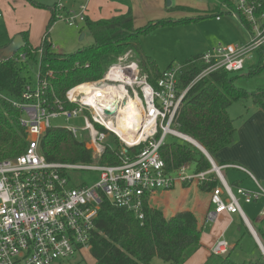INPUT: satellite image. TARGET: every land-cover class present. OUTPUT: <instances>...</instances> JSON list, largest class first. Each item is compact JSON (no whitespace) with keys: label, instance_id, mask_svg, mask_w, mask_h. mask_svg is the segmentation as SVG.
I'll return each mask as SVG.
<instances>
[{"label":"built area","instance_id":"obj_1","mask_svg":"<svg viewBox=\"0 0 264 264\" xmlns=\"http://www.w3.org/2000/svg\"><path fill=\"white\" fill-rule=\"evenodd\" d=\"M79 1L82 2L75 11L58 0L53 10L54 23L85 24L91 0ZM228 1L223 4V10L246 29L248 42L219 44L203 54L201 61L205 67L183 92L177 84L178 68L164 73L154 86L136 62L127 64L125 58L110 66L101 78L68 90L63 101L49 102L47 78L38 77L34 86L25 88L20 99L8 98L0 91V98L21 112L20 124L27 141L26 149L19 156L0 161V264L83 263L85 252L92 246L95 222L103 202L144 220L146 198L158 191L172 190L176 184H206L211 176L221 185L210 195L212 209L205 216L206 225L215 223L224 214H237L250 227L242 202L250 205L263 202L259 218L264 220V187L247 169L225 166L245 172L256 184V190L229 186L221 173L224 167L216 165L208 153L205 156L212 168L201 173L191 171L188 165L170 173L161 156V149L170 136L201 147L175 129L182 102L196 82L221 70L241 73L264 60V0ZM2 18L0 11V21ZM46 43L52 46L50 38ZM20 58L25 61L28 56L25 53ZM133 101L137 103L136 111L132 109L133 117L125 123L135 126L131 132L140 133V140L128 144L114 128L120 123V109L129 107ZM138 113L141 114L139 132ZM59 117L84 120L81 131L87 132L89 141L83 144L93 154L92 164L50 162L44 156L41 140L52 128L51 120ZM67 131L78 139L77 129L67 128ZM110 134L122 144L119 163L101 165L98 161L105 153ZM134 148L141 149L130 152ZM72 171H97L100 180L93 185L74 186L69 176ZM230 250V243L222 237L215 242L211 253L225 256ZM75 256L78 260L70 261Z\"/></svg>","mask_w":264,"mask_h":264},{"label":"trees","instance_id":"obj_2","mask_svg":"<svg viewBox=\"0 0 264 264\" xmlns=\"http://www.w3.org/2000/svg\"><path fill=\"white\" fill-rule=\"evenodd\" d=\"M215 3L213 9L218 13L215 16H219L223 4L229 1L215 0ZM33 4L39 6L35 2ZM174 9L186 10L174 8L173 5L166 10L169 12ZM183 20L164 18L150 21L147 26L137 28L132 9L117 10L109 18L101 20H93L87 16L85 24L94 40L93 45L75 54L59 55L46 43V39L50 38L49 30L54 25L51 18L48 32L35 51L29 43V34L26 32L20 34L25 46L16 57L21 52L26 53L33 64L39 65L38 77L41 79H51L46 72L53 71L47 95L49 102L63 101L66 92L73 86L101 78L111 65L116 64L118 59L129 51L132 52L128 56L129 61L136 62L141 73L155 86L164 73L175 67L171 64L167 70L161 71L157 61L145 55L138 42L139 38L164 25L178 26ZM117 47L128 49L118 50ZM39 50L44 52L41 57L38 56ZM201 57L202 55L196 56L176 67L180 91L183 92L202 72L205 65ZM27 64V61L18 62L14 59L0 61V91L4 96L20 99L26 85L32 84L31 78L23 74ZM263 70L264 60L261 59L256 66L251 67L248 76L257 75ZM234 80L232 73L221 70L196 82L185 96L176 118L175 129L198 142L213 160L217 154L237 142L238 130L229 114V108L233 104L251 101L256 107L264 110V89L249 94L236 88ZM20 118L21 112L10 102L0 98V161L16 158L27 147L26 133L20 124ZM40 147L50 162L73 164L94 162L92 152L87 150L83 143L76 141L64 128L47 130ZM121 147L119 139L110 134L105 153L98 163L117 165ZM140 149L134 148L130 152L137 153ZM161 156L170 173L185 165L195 173L206 172L212 168L206 156L188 143L167 142L166 139ZM220 185L221 182L215 176H211L208 183L198 187L211 195ZM189 186L184 184V187ZM149 199V197L145 199L144 220H140L132 212L112 206L107 201L103 202L96 218V229L91 242L93 264H152L156 258L169 264H185L202 248L201 240L205 228L199 225L192 212L185 211L168 218L162 211L153 208ZM257 233L261 239L264 237V229H258ZM240 244L241 239L225 256L211 254L204 264H238L230 258V254ZM244 264H264V256L261 254L257 259Z\"/></svg>","mask_w":264,"mask_h":264},{"label":"rangeland","instance_id":"obj_3","mask_svg":"<svg viewBox=\"0 0 264 264\" xmlns=\"http://www.w3.org/2000/svg\"><path fill=\"white\" fill-rule=\"evenodd\" d=\"M0 1V10L3 14V18L0 23V50L5 45L9 44L15 36L20 35L22 32H26L30 36L29 43L34 48L33 51H35L37 47L41 45L43 38L48 32V24L51 18H53V10L56 3H58V0ZM171 1V5H173L174 8H184L186 10L174 9L169 12L166 10L167 13L163 15L160 13L161 9L157 3L160 2V0H150L149 2L151 3V7L149 5L146 6L145 0H91V19L100 20L103 16L110 17L115 10L117 11V9H132L135 17L134 23L137 28L147 26L150 21L164 19L162 18L163 16L173 20L182 21V19H184L178 26L164 25L148 35H144L139 38L138 42L145 55L156 60L161 71L167 70L171 64H174V67L176 68L189 59L207 54L219 44H240L245 39V36H248L246 35V29L241 25V23L234 19L231 15L225 13L224 10H222L219 15L222 20L220 22L217 20L215 15L218 13L213 9V6L216 5L215 0ZM33 2L39 6L34 5ZM61 2L69 9L73 7V10L76 11L82 1L61 0ZM163 8V12H165V9H168V7ZM13 32L19 34L11 36ZM81 34H85V38L83 40H80ZM10 36L12 38H10ZM49 36L53 46L52 51L59 55L75 54L82 49L92 46L94 41L86 26L82 23H78L76 26H69L64 21H56L51 30H49ZM117 49L127 50L128 48L117 47ZM43 53V51H38V56H43ZM131 53L132 52L129 51L128 53L123 54V57L121 56L122 58H125V62L127 64L132 63V61H129L128 59V56H130ZM23 54L25 53L21 52L19 56L16 57L15 55L11 59L22 62L20 55ZM26 61L28 62V66L23 70V74L29 79L31 78L32 81V84H27L26 87L28 85L34 86L38 81L39 65L33 64V62L28 58ZM118 62L119 59L117 63ZM250 69L251 67H247L245 72L234 73L232 76L235 78L234 86L236 88L252 94L264 89V70L257 75L248 76ZM48 72H51V74H49L52 79L54 75L53 71H47L46 74H48ZM51 79L47 78L46 82L48 81V85L50 84ZM229 113L231 118L234 119V124L238 130V139L235 145L223 154H217L215 161L220 165L222 162L221 156L225 154L226 156L251 161L255 167L251 171L254 175L249 170L248 171L254 178H257H255V180L264 186V110L256 107L251 101H249L245 104H233ZM51 125L52 128L55 129L75 128L78 130V139H76V141L79 143L89 141L87 132L81 131L85 127V122L82 118L68 120L65 117H59L52 119ZM171 141L185 143L170 136L167 138V142ZM221 173L228 183L232 182L231 177L239 176L237 172L228 177L227 171L222 170ZM258 173H260V176H258ZM69 176L71 177L74 186L93 185L100 180V172L97 171H72L69 172ZM239 177L242 178V176ZM189 185L198 186L195 184ZM202 196L206 198V195ZM241 206L244 208L247 217L253 222L252 216H257L260 210V205H254L253 208L255 211L253 214L247 212V205H245L244 202L241 203ZM212 226L213 223L209 224L205 227L204 232H208ZM226 239L231 245L237 243L236 239L232 238L231 235H228ZM253 250L254 248L249 239H245L241 246H238L235 250L231 251L230 258L238 264L248 263L250 262L251 256H255V252H253ZM75 260H78L77 256L70 261ZM93 263L94 259L91 252L86 251L83 256V263L80 264ZM152 264L169 263H165L156 258Z\"/></svg>","mask_w":264,"mask_h":264},{"label":"crops","instance_id":"obj_4","mask_svg":"<svg viewBox=\"0 0 264 264\" xmlns=\"http://www.w3.org/2000/svg\"><path fill=\"white\" fill-rule=\"evenodd\" d=\"M145 1H146V6L149 5L151 7V3L149 2L150 0H145ZM157 3L161 9L160 13H162L163 15L166 14L167 13L166 9H165V12H163V10H164L163 7L166 8V6H167L166 0H160V2H157ZM0 5H1V1H0ZM117 10H120V9H117ZM112 15H113V13H112ZM91 16H92V11L90 10V4H89L88 17L91 18ZM104 18L106 19L109 17L108 16L101 17V19H104ZM162 18H165V16H163ZM221 20H222V18L219 20V22ZM0 23H1V21H0ZM84 25L86 26V24H84ZM16 34H19V33L13 32L11 34V36L12 35L15 36ZM11 36H10V38H12ZM247 42H248V36L247 37L245 36V39L243 40V42L240 43V45L246 44ZM9 44H7V45H9ZM7 45H5L4 47H6ZM0 59H1V61H2V59H4V61L6 60V58H0ZM230 108H232V106ZM230 108H229V110H230ZM196 143H198V142H196ZM198 145L201 146L199 143H198ZM228 149L229 148L225 149L221 153L223 154ZM221 153H219V154H221ZM221 161L222 162L219 165L214 160L216 165L224 167V170L227 171V177L231 176V174H233L235 172H237L239 176H242V178L239 176L231 177V180H232L231 183H228L224 177L225 182L229 186H231L232 188L240 186V187L247 188L250 190H256L257 189V186L254 183V181L242 170L237 169V168H225V166L236 165V166L243 167V168H245L251 172L252 169L255 168L251 161L246 160V159L237 158V157L226 156V154L221 156ZM258 176H260V173H258ZM202 195H206V198H204ZM262 204H263V202L256 204V206L260 205V210H259L258 214H260ZM150 205L153 208H156V209L162 211L163 214L168 218L175 216L179 213L185 212V211H190L196 216L200 226L205 228L209 225V224L206 225L204 223V221H205V216H206L207 212L210 209H212V206L210 204V193L203 192L198 186L196 187V186L191 185L189 187H184V184H176V186L172 190L158 191L151 197ZM245 205H247L246 206L247 212H249L250 214H253L255 211V209L253 208L255 204H252V205L245 204ZM242 210L246 215V212H245L243 207H242ZM258 214H257V216H255V215L252 216L253 222L247 217L249 220L250 227L242 219V217L240 215L224 214V215L220 216L219 219L215 223H213V226L210 228V230L208 232L203 233L202 240H201L202 248L197 253H195L185 264H204L208 260V258L211 256V254H212L211 248L213 247L215 242L222 237H224L226 239V237L228 235H231L232 238L236 239L237 242L241 239L240 246L244 243L245 239H249L250 243L252 244V246L254 248L253 252H255L254 253L255 256H251L250 261L257 259L261 254L264 256V237L261 239L257 233L258 229H264V223H262L263 220H261L259 218ZM234 246H235V243L231 245V249H233Z\"/></svg>","mask_w":264,"mask_h":264},{"label":"bare ground","instance_id":"obj_5","mask_svg":"<svg viewBox=\"0 0 264 264\" xmlns=\"http://www.w3.org/2000/svg\"><path fill=\"white\" fill-rule=\"evenodd\" d=\"M136 104L137 103L135 101H133V102L129 103V107L126 106L127 108L120 109V112H119L120 113V115H119L120 116V121H119L120 123L116 128H114V131L123 139V141L127 142L128 144H132V143L136 142L137 140H140V139H138L140 137V133L135 135V134H133V132H131V130H132L131 128H134L135 126L133 124L126 125V123H125V122L130 121L131 117H133V116H131L133 114L132 109L134 111H136V107H135ZM137 116H138V118H137V124H138L137 127L138 128L137 129L139 132L141 129V127H139V122H140L139 116H141V114L138 113Z\"/></svg>","mask_w":264,"mask_h":264},{"label":"water","instance_id":"obj_6","mask_svg":"<svg viewBox=\"0 0 264 264\" xmlns=\"http://www.w3.org/2000/svg\"><path fill=\"white\" fill-rule=\"evenodd\" d=\"M171 0H168V7L171 6ZM85 38V34H81V39L83 40ZM25 46V42L23 40V37L21 35H17L14 37V39L10 42L9 45L4 47L0 51V56L2 58L11 59L13 58L21 49ZM198 149L204 154L207 155V151L203 149L202 147H198Z\"/></svg>","mask_w":264,"mask_h":264}]
</instances>
